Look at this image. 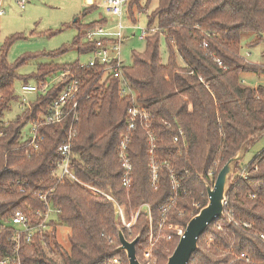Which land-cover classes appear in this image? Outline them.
Instances as JSON below:
<instances>
[{
  "label": "trees",
  "instance_id": "obj_1",
  "mask_svg": "<svg viewBox=\"0 0 264 264\" xmlns=\"http://www.w3.org/2000/svg\"><path fill=\"white\" fill-rule=\"evenodd\" d=\"M142 1L129 0L126 12L132 21L152 2L146 0L143 7ZM104 22L105 18L86 25L75 21L80 33L72 48L79 54L91 52L95 46L82 44L81 32ZM154 25L160 30L145 38L143 52L134 51L133 65L123 68L138 92L139 103L154 116L153 143L139 126L130 132L128 151L133 172L129 188L123 185L118 147L121 136L128 133L126 115L132 100L121 96L120 81L109 78L106 86L101 85L99 68L77 71L78 61L42 63L36 71L23 74L20 68L40 54H28L9 63V43L17 35L6 43L0 57V257L15 254L11 240L14 228L5 225L6 221L20 210L36 222L38 212L47 211L39 195L49 190L52 206L60 209L52 214L51 222L53 226L61 222L70 228L71 248L63 251L54 231L46 234L47 247L54 245L62 253L59 262L48 256L42 238L35 235L21 248L24 264H111L115 257L129 264L125 251L116 252L119 230L129 241L140 230L149 234L148 224L143 225L147 215L144 211L138 227H126L106 196L72 178L58 182L52 177L61 159L59 147L66 142L70 127L75 132L71 163L74 174L88 186L110 191L120 204L137 207L149 203L156 230L165 207H170L166 225L174 223L185 229L208 204L206 182L213 186L231 158L247 152L263 137L264 85H244L241 75H262L264 69L247 62L241 49L246 40L249 46L264 41V0H158L157 7L149 13L148 28ZM162 36L169 48L167 63H163L160 53ZM205 39L208 48L203 46ZM67 51L65 48L47 54L57 56ZM66 70L75 72L83 82L79 106L61 125L41 124L38 131L45 139L35 149L30 137H23V129L49 113L56 92L51 90L38 97L23 116L6 122L4 114L17 99L14 83L17 79L28 83L29 77L46 80ZM152 164L159 166L156 184ZM243 171L247 177L242 176ZM172 174L180 184L178 189L173 187ZM226 197L223 216L199 238L189 264H264V150L246 165L234 162ZM182 209L187 215H179ZM173 234L177 244L179 237ZM143 241L140 236L138 244ZM156 254L165 259H158V264L167 263L164 254ZM137 257L142 262L138 254Z\"/></svg>",
  "mask_w": 264,
  "mask_h": 264
},
{
  "label": "rangeland",
  "instance_id": "obj_2",
  "mask_svg": "<svg viewBox=\"0 0 264 264\" xmlns=\"http://www.w3.org/2000/svg\"><path fill=\"white\" fill-rule=\"evenodd\" d=\"M19 1L20 0H2L1 10H3L4 13L0 17V57L2 50H4L9 39L17 35L10 40L12 43H9L7 51V60L9 63H15L18 59L28 54H40L39 56L28 60L27 64L20 68V72L23 74H30L36 71L38 66L42 63L54 61L59 64H70L79 59L86 60L88 58L87 54L79 55L77 50L72 48L75 38H77L80 33L79 28L76 23H74L76 18H79L78 21L82 25L99 20V18H107V21L110 22L115 20V18L105 13L102 6L104 0H96L94 8L89 7L85 3V0H25L26 5L24 8L19 5ZM145 3L146 0H143V7H145ZM157 5L158 0H152L146 12L136 14V21L130 20L124 14L123 21L126 25L130 26V28L125 31L127 37L125 38L122 47V61L124 65H133V52H143L145 49V38H141V36L143 34V29L148 27L149 13H151ZM247 42L248 41L246 40L243 44L241 55L245 56L247 62L255 63L254 65L264 69V41L254 46L247 45ZM65 48H68V51L62 55L52 56L47 54ZM160 53L163 63H167L169 60V48L167 41L163 36L160 40ZM247 53H249V55H247ZM178 60L180 64H183V61H181L179 57ZM241 76L244 79V85L255 87L259 84L264 85V73L262 75L256 73H242ZM27 81L31 84H37V80L34 77H29ZM23 83L24 80L22 79H17L14 83L17 99L12 102L11 109L4 114L3 119L6 122L14 121L18 117L23 116L24 112L27 110V104H34L37 101L38 97L36 94L23 93ZM24 98L26 99L27 104L24 102ZM30 128L31 126L29 124L25 126L22 133L23 137L29 136ZM263 150L264 135L244 153L240 161L246 165ZM208 184L210 185V182H206V185ZM104 193L106 194V190H104ZM108 194H110L109 197H106L114 203L117 217L121 224L124 225L117 212V202H115L117 199L110 191ZM120 205L126 220L128 222L131 221V227H138L137 223L140 220L139 216L145 211V207L142 209V204L137 207H129L125 204ZM196 206H199L198 202ZM178 213L180 216L187 215V212L184 209L179 210ZM145 217L146 220L144 219L145 222H143V225L144 223L148 224L149 234L147 233L144 235L141 230L138 231L137 236L140 235L145 243L141 242L138 244L137 254L144 262H146L144 253L147 249H150L153 259L152 264H158V259H161V261L164 262L165 259L158 256L156 253L160 251L168 260L178 244V242L176 244L177 239L173 233H176L180 240L185 229L183 226L174 223L166 225L168 218L164 217L160 220L158 229L156 230L153 216L151 215L150 218L148 215H145ZM143 225L141 224V227H143ZM53 231L62 250H70V228L60 222L59 225L54 226ZM51 237H53L52 234ZM52 239H50V242ZM161 242H169V244L162 245L163 243ZM172 244H176V246ZM45 251L48 256L59 262L61 261L62 253L54 245H52V247L46 246ZM236 257L239 258V256Z\"/></svg>",
  "mask_w": 264,
  "mask_h": 264
},
{
  "label": "built area",
  "instance_id": "obj_3",
  "mask_svg": "<svg viewBox=\"0 0 264 264\" xmlns=\"http://www.w3.org/2000/svg\"><path fill=\"white\" fill-rule=\"evenodd\" d=\"M129 0H104L102 6L107 15L115 18L113 22L107 21L101 24L94 25L92 27H87L82 30V42L84 44L94 45L95 48L89 53H87L88 58L86 60H78L77 71L80 68H99L101 71L100 84L104 85L109 80V78L118 79L120 81V93L122 97H130L132 100L131 105L128 107L126 115V123L128 127V133L123 134L120 139L118 147V158L119 162L123 168V185L126 187H131L132 185V172L133 163L131 162L128 144L130 140V132L136 127H140L145 130L148 134L150 142L153 143L155 136L151 130L152 120L154 118L153 114L148 111L141 103H139L137 97L138 92L131 85L130 81L127 79L124 73V64L122 61V47L124 40L127 37L125 31H127L130 26L126 25L123 21L124 14L127 16V5ZM19 5L24 8L26 3L25 0H20ZM2 0H0V17L3 15V10H1ZM103 19V18H100ZM160 30L158 26H152L150 28L146 27L143 29V34L141 38H146L147 36L156 33ZM210 37V34L207 33ZM203 46L205 48L209 47V42L207 39L203 41ZM249 55V53H247ZM219 65H223L220 59H217ZM83 88V82L81 78L70 70L59 72L58 74L50 77L45 81H40L37 84L24 83L22 85L23 93H33L37 97L45 96L51 90L56 92L55 98L53 99L52 105L50 106L49 113L41 115L36 121L29 123L31 126L29 137L31 139V144L35 149H38L44 138L42 134L38 131V127L43 124L48 125H61L66 120L67 117L75 111L79 106V93ZM24 102L27 101L24 98ZM32 104H27V109H31ZM75 121L78 120V115L75 113ZM75 137L74 127H70L67 140L59 147V152L61 153V159L57 164L56 170L52 173V177L58 182L63 181L66 177L72 178L79 184L86 186L92 192L108 196L104 191L95 189L91 186L84 184L73 172L71 168L72 163V141ZM178 138H175L177 141ZM153 173V184L158 181V169L159 166L152 164ZM248 173L243 171L242 176L247 177ZM173 187L178 189L180 187L179 182L172 174ZM24 188H21L23 191ZM48 192L40 193L39 197L44 201L47 211L38 212V220L32 222L30 218L22 211L18 210L12 215L5 225L12 226L14 232L11 236V240L14 242L15 254L10 256L0 257V264H24L20 251L24 243H30L33 241L35 235L42 238L43 246L46 248L47 240L46 234L53 231V224L51 222L52 214L60 212V209H55L52 206V201L49 200ZM112 196V195H111ZM113 197V196H112ZM176 199L172 200V207L176 204ZM117 202V212L121 218L122 223L126 227H131V221L128 222L121 209L120 203ZM227 201H225V205ZM145 207V213L151 218L152 212L149 203H143L142 209ZM170 207L164 208V217L167 216ZM141 212V210H140ZM264 239V236L261 235ZM146 262L142 260V264H152V252L147 249L144 253ZM241 257H244L242 255ZM139 259V258H138ZM129 260V259H128ZM248 260V258H247ZM111 264H123L120 257H115Z\"/></svg>",
  "mask_w": 264,
  "mask_h": 264
},
{
  "label": "water",
  "instance_id": "obj_4",
  "mask_svg": "<svg viewBox=\"0 0 264 264\" xmlns=\"http://www.w3.org/2000/svg\"><path fill=\"white\" fill-rule=\"evenodd\" d=\"M86 4L90 5V2L87 0ZM243 155V152L237 153L222 167L216 177L214 185H207L208 204L190 219L166 264H189L192 255L198 249L199 238L213 221L223 216L227 198L226 190L233 170V164L236 161H240ZM119 240L120 245L117 247L116 252L125 251L129 259V264H142L137 257V244L140 240V235L132 241H129L125 238L122 230H119Z\"/></svg>",
  "mask_w": 264,
  "mask_h": 264
},
{
  "label": "crops",
  "instance_id": "obj_5",
  "mask_svg": "<svg viewBox=\"0 0 264 264\" xmlns=\"http://www.w3.org/2000/svg\"><path fill=\"white\" fill-rule=\"evenodd\" d=\"M86 1L87 0H85V3H86ZM89 2H90V5H88L89 7H95V3H96V0H88ZM127 16H128V18L130 19V16L127 14ZM106 20H108L107 18H105ZM77 20H79V18H77ZM76 20V21H77ZM99 20H100V18H99ZM131 20V19H130ZM97 21V20H96ZM80 42L82 43V44H84L83 42H82V39L80 40ZM80 55V54H79ZM81 55H83V54H81ZM58 74V73H57ZM56 75V74H55ZM54 76V75H53ZM52 76V77H53ZM51 77V76H50ZM50 77H48L47 79H49ZM46 79V80H47ZM41 81H45V80H41ZM38 82H40V81H37V83ZM24 84V83H23ZM92 187V186H91ZM93 188H95V187H93ZM95 189H98V188H95ZM100 190V189H99ZM103 191V190H102ZM107 193L109 192V191H106Z\"/></svg>",
  "mask_w": 264,
  "mask_h": 264
}]
</instances>
